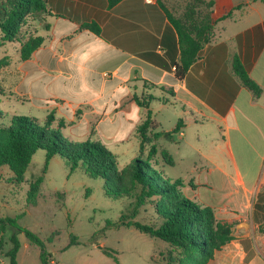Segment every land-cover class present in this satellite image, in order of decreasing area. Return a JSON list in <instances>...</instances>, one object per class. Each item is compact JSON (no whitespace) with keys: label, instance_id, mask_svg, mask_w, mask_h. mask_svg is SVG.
Listing matches in <instances>:
<instances>
[{"label":"crops","instance_id":"obj_1","mask_svg":"<svg viewBox=\"0 0 264 264\" xmlns=\"http://www.w3.org/2000/svg\"><path fill=\"white\" fill-rule=\"evenodd\" d=\"M160 2L165 4L122 0L110 7L109 0H48L49 13L34 20V35L45 41L29 60H21L20 43L16 59L8 45L0 47V60L12 59L0 71V111L19 116L13 103L28 101L30 117L44 122L54 114L69 140L111 143L107 148L118 158L133 160L140 150L137 128L148 113L135 97L153 95L156 132L172 133L182 120L178 139L157 142L173 156L172 167L195 151L203 160L177 177L184 193L214 208L233 229L234 240L209 264H264V3L225 0L219 12L221 0H215L211 40L180 79L174 70L181 58L179 35ZM90 23L100 34L82 29ZM235 57L263 89L260 96L242 85ZM169 113L174 119L165 129L157 116ZM203 120L219 128L207 152L197 147Z\"/></svg>","mask_w":264,"mask_h":264},{"label":"trees","instance_id":"obj_2","mask_svg":"<svg viewBox=\"0 0 264 264\" xmlns=\"http://www.w3.org/2000/svg\"><path fill=\"white\" fill-rule=\"evenodd\" d=\"M121 1L109 0V6L114 7ZM253 1L264 3V0ZM160 4L166 9L179 35L181 58L175 68L177 77L181 79L211 40L212 30L217 24L213 17L216 3L215 0H190L182 17H175L167 11L165 4ZM247 5L245 3L233 8L221 19L230 18L234 11ZM48 13V0H0V47L19 42L21 60H29L44 44L45 39L36 35L21 39L23 25L28 18L37 20ZM82 29H89L96 34L101 32L96 23L83 25ZM8 64V58H2L0 69ZM233 67L242 85L256 96H260L263 89L250 77L238 57H235ZM154 99L153 95L135 97L137 104L148 110V113L146 120L137 128L140 140L139 154L122 168L117 155L99 141L88 139L79 142L66 138L61 131L64 123L59 121L57 126H54V114L40 122L32 117H10L0 111V172L7 168L13 173L15 182L23 183L32 159L39 150L46 151L45 172L50 161L59 156L66 161L70 173L81 169L92 178L102 179L105 194L109 198L134 196V211L154 201V219L150 223L143 224L132 220L124 225L134 227L141 233L170 245L168 264H209L218 251L234 240L233 229L230 224L218 220L214 208L190 199L184 193L185 184L182 179L174 180L166 175L164 167L174 166L175 161L167 150L159 148L157 142L161 137L170 138L177 134L181 129L182 120L172 133L156 132L158 126L150 110ZM42 183L43 178L40 177L30 185L29 203L37 197ZM15 221L0 217V249L7 228H16ZM18 230L41 248L42 264H53L51 254L35 233ZM260 232L264 234V226ZM10 241L12 248L5 256L9 258L10 264H18L21 243L16 233ZM77 244L76 238H73L68 247ZM107 255L111 256V253L107 252Z\"/></svg>","mask_w":264,"mask_h":264},{"label":"rangeland","instance_id":"obj_3","mask_svg":"<svg viewBox=\"0 0 264 264\" xmlns=\"http://www.w3.org/2000/svg\"><path fill=\"white\" fill-rule=\"evenodd\" d=\"M189 1L165 0V6L167 5V9L175 17H182ZM224 1L220 2L219 12L225 10ZM34 26V20L28 18L23 25L21 39L25 40L34 35ZM7 45L9 55L16 59L19 42ZM5 57L8 58L9 66L12 59ZM13 105L20 109L19 116L30 117L31 113H34L28 101ZM173 119V113L157 116V120L161 121L165 129L171 127ZM203 123V141L197 144V147L207 152L212 148L211 142L218 138L219 128L211 121L203 120ZM174 137L179 138L177 134ZM164 141H159V145ZM103 145L112 150L111 143ZM171 151L174 153L173 148ZM176 159L179 163V156H176ZM118 160L121 168L132 161L124 156H120ZM185 161L176 167L165 168L166 175L171 179L186 177L190 163L201 164L203 160L195 151L192 157ZM45 164L46 151L39 150L32 159L23 183L15 182L13 173L7 168L0 172V217L16 220V228L9 226L3 235L0 264H10L5 253L12 248L10 238L15 233L21 243L18 264H42L41 248L18 229L35 233L51 254L55 262L53 264H168L170 245L151 238L134 227L124 225L132 220L143 224L150 223L154 219V201L134 211V196L109 198L105 194L102 179L92 178L81 169L70 173L66 161L61 157H54L46 172ZM40 177L43 178V183L39 193L34 201L29 203L30 185ZM73 238H76L78 244L68 247ZM107 252L111 253V256H108Z\"/></svg>","mask_w":264,"mask_h":264},{"label":"built area","instance_id":"obj_4","mask_svg":"<svg viewBox=\"0 0 264 264\" xmlns=\"http://www.w3.org/2000/svg\"><path fill=\"white\" fill-rule=\"evenodd\" d=\"M174 70H176V68H174Z\"/></svg>","mask_w":264,"mask_h":264},{"label":"water","instance_id":"obj_5","mask_svg":"<svg viewBox=\"0 0 264 264\" xmlns=\"http://www.w3.org/2000/svg\"><path fill=\"white\" fill-rule=\"evenodd\" d=\"M100 248H102V247H100Z\"/></svg>","mask_w":264,"mask_h":264}]
</instances>
